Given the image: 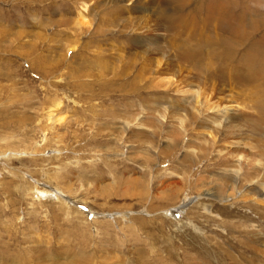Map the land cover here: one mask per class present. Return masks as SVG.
<instances>
[{
    "label": "rangeland",
    "instance_id": "1",
    "mask_svg": "<svg viewBox=\"0 0 264 264\" xmlns=\"http://www.w3.org/2000/svg\"><path fill=\"white\" fill-rule=\"evenodd\" d=\"M0 264H264V0H0Z\"/></svg>",
    "mask_w": 264,
    "mask_h": 264
},
{
    "label": "bare ground",
    "instance_id": "2",
    "mask_svg": "<svg viewBox=\"0 0 264 264\" xmlns=\"http://www.w3.org/2000/svg\"><path fill=\"white\" fill-rule=\"evenodd\" d=\"M42 193V192H41ZM49 193V192H48Z\"/></svg>",
    "mask_w": 264,
    "mask_h": 264
}]
</instances>
